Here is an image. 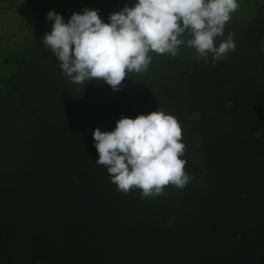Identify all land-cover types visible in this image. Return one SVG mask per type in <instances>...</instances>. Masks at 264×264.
Wrapping results in <instances>:
<instances>
[{
  "label": "water",
  "instance_id": "1",
  "mask_svg": "<svg viewBox=\"0 0 264 264\" xmlns=\"http://www.w3.org/2000/svg\"><path fill=\"white\" fill-rule=\"evenodd\" d=\"M136 0H115L112 13ZM208 62L151 53L120 86L71 83L50 49L0 86V264H264V0H237ZM191 39L188 32L180 37ZM162 109L186 145L184 188L141 200L111 182L93 133ZM171 222V223H169Z\"/></svg>",
  "mask_w": 264,
  "mask_h": 264
},
{
  "label": "clouds",
  "instance_id": "2",
  "mask_svg": "<svg viewBox=\"0 0 264 264\" xmlns=\"http://www.w3.org/2000/svg\"><path fill=\"white\" fill-rule=\"evenodd\" d=\"M237 0H136L112 13L105 23L98 10L73 13L67 23L51 10V32L42 43L60 62L62 75L71 83L101 80L113 92L120 90L128 73L148 70L151 53L172 58L186 44L196 59L208 62L209 54L221 60L235 51L234 34L215 46L224 35ZM188 32L191 39H181ZM96 164L107 169L117 190L141 192V200L164 195L166 186L184 188L191 177L185 172L186 145L177 118L162 109L135 119L121 117L113 131L95 129ZM171 223V222H169Z\"/></svg>",
  "mask_w": 264,
  "mask_h": 264
},
{
  "label": "rangeland",
  "instance_id": "3",
  "mask_svg": "<svg viewBox=\"0 0 264 264\" xmlns=\"http://www.w3.org/2000/svg\"><path fill=\"white\" fill-rule=\"evenodd\" d=\"M33 0H0V64H2L5 60L12 58L15 55L20 54L24 51V48L31 47L33 50L39 49L41 46H44L42 43V38L45 33H50L51 29H40L38 27L39 20H36L35 29L25 30V33L22 35L20 30V25L18 22L21 21L19 19L18 13L16 9H25L26 7L32 9L34 12H39V10L44 11V17L41 19V22L44 23V27H48V19L47 14L49 11H45L48 7L53 3L55 7L54 10L57 14L61 15L63 19H65V23H67L70 19L68 15H72L76 13L75 10H78V13L83 12L84 9L89 10H98L100 11L102 8L107 7L110 3L115 0H37L32 2ZM75 3V6H74ZM74 9L73 10V7ZM10 13V14H9ZM47 13V14H46ZM11 18V19H8ZM34 19V18H33ZM32 19V20H33ZM52 22V21H50ZM54 21L52 22V24ZM51 24V25H52ZM8 26V28H7ZM40 26V25H39ZM5 27V29H3ZM18 29V30H17ZM22 29V28H21ZM21 35V36H20ZM11 37L15 38L14 42H11V49H6L5 46L8 45ZM260 49L264 53V39L260 44ZM3 66V67H2ZM0 68V75L3 74L7 67L2 65ZM12 66H9V68Z\"/></svg>",
  "mask_w": 264,
  "mask_h": 264
},
{
  "label": "trees",
  "instance_id": "4",
  "mask_svg": "<svg viewBox=\"0 0 264 264\" xmlns=\"http://www.w3.org/2000/svg\"><path fill=\"white\" fill-rule=\"evenodd\" d=\"M34 1H37V0H33L32 2H34ZM74 6H75V3H74ZM74 6H72L73 10H75ZM28 7L29 8L26 7L25 9L24 8L23 9H16L17 10L16 12L18 13V16L20 17L19 19H21V21L18 22V23H19L20 27L22 28V29L20 28L22 35L25 33V30H32V29L36 30V28L34 26L35 24H31V23H36L35 22L36 20L40 21L38 23V27L40 29H51L52 28L51 24H52L53 21L52 22H50V21L47 22L48 23V27L47 28L44 27V23L41 22V19H43V17L45 16L43 10H39V12H34L32 9H30V6H28ZM52 9L55 10V7L53 6V3L45 11H51ZM75 12L77 13V11H75ZM68 17H71V15H68ZM8 19H11V18H8ZM64 21H65V19H64ZM7 28H8V26H7ZM3 29H5V27H3ZM12 39L13 40H11V37H10V40H8V41L12 42V41L16 40L15 38H12Z\"/></svg>",
  "mask_w": 264,
  "mask_h": 264
},
{
  "label": "flooded vegetation",
  "instance_id": "5",
  "mask_svg": "<svg viewBox=\"0 0 264 264\" xmlns=\"http://www.w3.org/2000/svg\"><path fill=\"white\" fill-rule=\"evenodd\" d=\"M77 13L79 12L78 10ZM14 42V41H12ZM11 42L8 43L7 46H5L6 49H11ZM49 48H47L45 45L41 46L39 49L33 50L31 47L28 48H24L20 54L13 56L12 58H9L7 60H5L2 64H0V68H2L4 66L7 67V70L0 75V86L3 84V82L5 81V79L7 77H9L11 74H13V72L17 69L18 65L23 62L25 59H27L29 56L32 55H42L45 52H47ZM2 66V67H1ZM9 66H12V68Z\"/></svg>",
  "mask_w": 264,
  "mask_h": 264
}]
</instances>
